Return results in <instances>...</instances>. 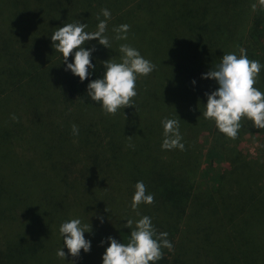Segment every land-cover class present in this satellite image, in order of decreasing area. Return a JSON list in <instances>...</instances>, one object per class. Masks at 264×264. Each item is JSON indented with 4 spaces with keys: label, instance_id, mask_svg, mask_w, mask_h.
Here are the masks:
<instances>
[{
    "label": "trees",
    "instance_id": "16d2710c",
    "mask_svg": "<svg viewBox=\"0 0 264 264\" xmlns=\"http://www.w3.org/2000/svg\"><path fill=\"white\" fill-rule=\"evenodd\" d=\"M83 1L0 0V98L7 91H15L20 80L29 74L25 63L31 59L33 45L37 47L38 43H47L50 44V54L54 51L60 53L52 48L50 37L57 27L73 23L76 17L87 15L89 18L92 4ZM160 1L170 9L164 19L173 31L177 65L183 89L190 99V104H182L181 108L186 109L184 115L192 120L205 111V93H211L218 87L214 80L201 77L220 63L222 56L208 51L218 43L229 42L228 31L232 26L224 21L234 23L231 19L239 15L241 0H168L170 6L166 0ZM217 19H220L219 23ZM252 21L258 35L254 40L261 41L264 35L259 26L264 21V12H258ZM34 23H37L36 29H32ZM256 48L251 49V57H256L264 65V52L258 53ZM224 50L223 46L221 51ZM91 62L95 65L94 69H89L91 74L83 82L71 74L64 80V90L69 98L97 108L101 104L88 96L87 85L92 80L103 78L105 68L99 59L92 57ZM256 81L264 86V67ZM181 100H185L184 95ZM242 118L252 123L246 117ZM178 121L184 150H168L166 162L160 157V160L151 159L143 164L132 162L139 175L128 184L113 180L112 173L108 172V159L119 148L111 139L117 133L109 127L103 128L107 138L102 147L96 148L95 145L93 161L89 165L75 159L74 153L67 150L58 155L60 167L44 163L38 167L37 164L44 162L38 160L41 156L33 151L34 157L29 149L20 150L13 145L18 127L21 138L27 143L31 141L28 136L32 135L47 140L51 136L47 134L51 133L47 124L40 128H30L24 123L13 125V139L9 130L0 132V159L12 157L13 152H17L21 160L31 156L32 164L36 166L34 171L51 178L54 184L45 203L52 207L41 215L39 212L42 211L25 205L22 197H12L10 189L4 188L0 175V264H102V256L108 247L107 238L127 244L131 229L125 228L124 224L128 219L138 221L142 216L150 217L156 233L166 232L173 245L172 249L162 248V258L149 264H264L261 252H264V191L260 190L264 186L259 187L260 181L249 171L236 173L231 170L220 173L216 181L207 186L210 193L205 195L194 191L191 173L195 165L188 159L190 150H196L191 134L193 125L186 119L179 118ZM132 129L141 138L140 131H146V141L150 142L149 147L144 148L146 150L155 148L156 143L152 141L164 139L157 130L148 131V128L140 126L127 128L124 134L127 136L131 131L132 137ZM60 138L62 143L64 140ZM231 146H234L233 139ZM123 147L130 149L127 144ZM226 160L231 167L235 165L230 157L227 156ZM138 181H143L147 193L154 195V203H141L133 209L134 185ZM98 216L103 217V222ZM75 218H79L82 224L90 222L92 228L90 233H84L85 239L90 241V251L85 253L81 249L78 258L68 255V249L62 247L59 233L62 222ZM246 223L250 225V234L243 235L241 232ZM61 247L66 254L65 260L56 255Z\"/></svg>",
    "mask_w": 264,
    "mask_h": 264
},
{
    "label": "rangeland",
    "instance_id": "374dc122",
    "mask_svg": "<svg viewBox=\"0 0 264 264\" xmlns=\"http://www.w3.org/2000/svg\"><path fill=\"white\" fill-rule=\"evenodd\" d=\"M81 1L84 3L83 0ZM87 1L92 4L89 18L85 15L76 17L74 21L86 23L85 31L94 32L97 30L99 20L105 19L101 14L102 9H108L111 13L105 32V35L110 39L111 48H105L97 40L87 41L83 45L85 49L95 47L91 57L101 61L115 59L116 62H120L122 53H120L119 47L122 44H127L138 50L141 56L155 65L149 75L137 76L135 87L137 95L132 98L134 107L121 108L113 115L106 114L101 106L90 107L85 102L69 98L64 90V80L72 74L71 71L65 70L66 65L63 63V57H60V53L54 51L50 54V44L37 41L35 42L38 43L37 47L34 45L32 47L31 59L25 63L29 74L20 80L15 91L11 93L7 91L0 98V132L9 130L13 139V133H11L13 125L24 123V126L30 128L33 126L40 128L43 124H47L51 131V133H47L51 135L47 138L48 141L41 136L31 134L32 136H28L31 141L27 143L24 138H21L18 127V130L15 131L13 145L16 146V149H29L34 157L36 154L41 156L38 160H44V162L37 164L38 167L43 163L51 167H60L61 160L58 155L67 150L72 151L77 160L86 161L87 164L92 162L95 145L96 148L102 147L107 138L103 128L109 127L117 133L111 139L119 148L114 150V155L108 159L107 169L110 174L112 173L113 180L121 184L122 182L128 184L134 176L139 175V171L131 165L132 162L143 164L151 159L160 160L159 157L166 162L168 150L161 148L163 140L152 141L153 144L156 143L155 148L146 150L144 148L150 145V142L146 141L148 140L145 136L146 131H140L141 138L134 129H132L134 131L132 137L131 131L127 132L126 136L125 129L140 126L144 129L148 128V131L157 130L163 136L161 121L164 118L186 119L193 125L194 131L191 134L196 146L195 151L190 150L188 157L189 161H193L195 165V170L191 173L194 191L203 192L205 195L210 193L207 186L210 187L209 184H213L220 173H228L231 170L236 173H239V170L251 172L256 176V180L260 181L259 187L262 188L264 186L262 184V182L264 183V132L262 129L255 128L253 123L242 118L241 127L237 137L233 139L234 146L232 147V138L221 133L213 120L206 119L203 114L200 117L195 115L192 120L184 115L186 109L181 106L190 104V99L183 89V79L176 58L178 52H176L175 40L172 38L173 31L166 25L164 19V15H168L170 9H167L166 5H162L160 0ZM166 2L170 6L168 0ZM240 5L237 13L239 15L233 19L230 18L234 23L224 21L232 26V29L228 31L229 42L226 44L217 42L218 44L212 46V51H208V53L218 52L220 57L229 53L239 56V50L244 47L246 50L247 47L246 55H250V57L247 56L249 60H257L256 57H251V49L257 46L258 53L264 52V37L258 42L254 40V38L258 39V35H256L252 21L258 12L261 14L262 11L264 12V3L261 0H241ZM253 5L255 8L252 7ZM219 21L220 19H217V23ZM123 24L130 26L126 34L127 39H115L117 33L113 29ZM32 25V29H36L37 23ZM259 28L264 35V21ZM223 46L225 47L224 52L221 51ZM67 62H72V55L69 56ZM254 87L264 92L262 83L256 82ZM180 91H183L184 101L181 100L183 95ZM13 116L17 118L15 121L12 119ZM73 124L79 129V134L76 136L72 133ZM18 133L20 134L17 136ZM59 135L66 141L64 144H62L64 141L59 142V139L61 140ZM3 142L5 143V141ZM126 144L130 147L129 150H125L126 148L123 147ZM1 154L2 150L0 149V157ZM11 155L12 157L10 156L6 160L0 159V175L4 188L10 189L12 197H18L17 199L22 197L25 200V205L42 211L39 213L43 215L49 210V207H52L49 203L45 204L48 193L50 196V188L54 185L52 179L34 171L36 166L32 164L31 156L29 159L21 160L17 152H13ZM227 156L234 161L233 167L226 160ZM260 190L264 191L263 188ZM38 204L43 205L37 206ZM71 214L72 212L69 210V215L71 216ZM258 230L260 231V227ZM255 231L257 230L255 229ZM241 233L243 235L250 234V225L246 223ZM261 252L264 254L263 251Z\"/></svg>",
    "mask_w": 264,
    "mask_h": 264
},
{
    "label": "clouds",
    "instance_id": "9594fccd",
    "mask_svg": "<svg viewBox=\"0 0 264 264\" xmlns=\"http://www.w3.org/2000/svg\"><path fill=\"white\" fill-rule=\"evenodd\" d=\"M264 3V0H261ZM255 8V5L252 6ZM101 14L104 20L97 19L99 23L97 30L87 32L86 23L76 21L63 24L57 27L50 39L52 48L62 53L65 70L71 71L83 82L94 69L91 53L95 47L85 49L83 46L87 41L97 40L98 43L107 49L111 48L110 39L105 35L107 20L111 18L108 9H102ZM129 25L123 24L115 29V39H127ZM75 50V51H74ZM122 56L120 62L115 59L102 61L105 72L103 78L92 80L87 85L86 93L96 102H100L106 114H116L119 109L134 107L132 98L137 95L135 91L137 76H147L155 68V65L145 59L138 50L122 44L119 47ZM240 55L229 53L222 56L220 63L214 68L202 74V79L214 80L218 87L211 93H205L207 102L203 113L206 119L215 122L218 130L227 137L235 139L241 127L242 117L252 121L255 128L264 129V93L254 87L256 78L264 65L257 60H249L245 49H240ZM72 55V62L68 63ZM195 84V81H192ZM15 121L17 118L12 117ZM163 125L164 139L161 148L164 150H184L182 136L179 131L177 119L164 118ZM74 136L79 134L78 127L72 125ZM130 137V136H129ZM135 192L132 197V208L136 209L141 203H154V195L147 193L143 181L135 185ZM106 211V210H105ZM103 222V217H97ZM125 228L131 229L130 238L127 244L121 243L112 237H108V247L102 256V264H149L162 258V248L172 249L173 245L167 239V233H156L151 218L142 216L138 221L128 219ZM91 224H82L79 218L62 222L59 226V233L62 237V247L68 249V255L78 258L81 249L85 253L90 251V241L84 237L85 232H91ZM104 241H101L103 244ZM62 247L57 250V257L65 260V252ZM71 264V262H70Z\"/></svg>",
    "mask_w": 264,
    "mask_h": 264
}]
</instances>
